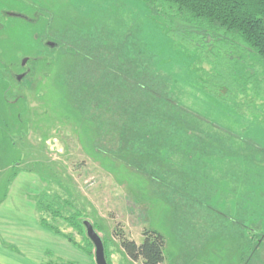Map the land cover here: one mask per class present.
Listing matches in <instances>:
<instances>
[{"label":"rangeland","instance_id":"rangeland-1","mask_svg":"<svg viewBox=\"0 0 264 264\" xmlns=\"http://www.w3.org/2000/svg\"><path fill=\"white\" fill-rule=\"evenodd\" d=\"M52 39L60 40V46H49ZM196 58L195 50L170 37L160 19L141 0H0V196L6 193L13 169L30 166L42 176L51 196L66 198L94 224L113 254V264H142L125 255L112 234L119 228L136 243L143 241L144 230L161 233L164 253L176 261L180 257L181 263L189 260V264H205V260L215 259V264H239L240 247L205 246L196 238H187L188 226L212 222L203 214L209 204L214 207L223 190L215 194V185L203 177L198 179L200 174L192 173L178 183L168 180L176 175V168L158 159V152L165 148L160 145L163 138L157 145L149 134L144 137L128 125L118 129L111 139L112 146L107 144L105 129L94 134L90 120L78 121L81 112L77 104L89 99L91 82L95 83L94 97L99 101L94 105L96 109L115 105L110 103L115 99L119 111L132 109L133 117L142 115L145 106L150 111L154 107L150 101L157 102L158 107L160 102L152 91L162 97L172 94L177 109L191 110L203 118L197 114L196 119L187 115L176 118L183 112L164 111L166 104H160L162 114L158 115L172 113L164 127L220 125L229 129L235 134H231L233 139L237 134L243 139L241 150L225 149L222 144L216 148L228 160L234 157L239 163L241 159L242 166L258 165L261 178L264 79L259 89L249 92L251 101L244 105L216 98L204 90L197 78ZM202 66L209 70L206 63ZM239 66L242 72L260 75L255 55L240 59ZM177 82L186 86L185 91H194H186L184 97ZM224 91L221 87L220 94ZM150 115L155 118L154 113ZM64 117L74 122L65 124ZM149 120L138 129H154L149 128ZM75 122L79 135L74 132ZM91 122L96 124L95 120ZM125 136H129V143L117 150V140ZM100 143L103 148L98 146ZM188 152H181L182 162L188 160ZM178 171L187 175L192 168L185 166ZM250 175L244 174L242 180L248 182ZM231 185L227 184V188ZM260 192L264 196V187ZM237 207L240 209V205ZM259 207L264 221L263 200ZM117 222L121 226H116ZM188 231L200 233L193 227ZM74 237L80 239L77 234ZM249 248V244L244 246L242 252ZM256 253L263 255L264 245ZM87 259L91 264L93 258Z\"/></svg>","mask_w":264,"mask_h":264},{"label":"crops","instance_id":"crops-1","mask_svg":"<svg viewBox=\"0 0 264 264\" xmlns=\"http://www.w3.org/2000/svg\"><path fill=\"white\" fill-rule=\"evenodd\" d=\"M51 42L52 44L48 43V45L52 47H59L61 44V41L58 39H52ZM177 84L178 87H182L180 93L184 97L185 93L188 94L194 91H190L189 89L188 91L186 90L187 93L184 89L186 86L183 83L177 82ZM94 85L95 83L91 82L90 87H93V90L90 92L89 99L84 103L77 104L79 112H81V115L78 117L80 123L83 120H90V128L94 134L100 129H105L108 138L107 144L112 146L115 134L120 131L118 129H125L128 125L131 127V131L141 132L144 137L149 134L150 138L153 137V141L157 145L160 138H163L164 140L161 141L160 145L165 148L161 149V153L158 152V159L163 158L165 159V164L169 163L170 167L176 168V175L167 177L168 180L178 183L180 180H187L192 173L200 174L197 176L198 179L203 177L215 185V194H218V189L223 190V198L217 196L216 200H218L214 207H211L209 204L210 208L203 214L204 218L213 219L212 222H207L205 226H188V230H191V227H193L200 231V233L193 235V233L187 230V238H196L198 242L201 241L205 246L240 247V256L242 255V257L238 261L239 264H264V254L260 255L256 253L264 245V221L260 218L259 213L260 200L264 202V196H260L262 193L260 191L264 187V176L261 178L258 176V165L253 163L252 166L247 163L245 166H242L240 165L242 163L241 159L239 160L240 164L238 161H234V157L232 160H228L226 154L220 153V150L216 148V146L222 144L225 149L228 147L230 149L238 147L241 150L243 147L241 141L243 139L238 134L239 138L236 136L233 139L231 134H235L220 125L205 127L203 125L199 128L164 127L168 117L172 113H165L162 116L158 115V113L162 114V106L160 104H166L164 111L176 109V112H179L178 110L183 112L182 116L175 115L176 118H185V115H187V117L190 116L196 119L194 114L197 113L187 109H177L173 105V103L175 104V97L172 94L169 97H162L158 96L157 92L152 91L160 104L157 107V104H155L157 102L150 101L154 104V107L150 111H147L145 106L142 115H135V117H133L132 109H126L127 112H120L119 108L115 106L118 102L114 98V103L112 99H110V103L115 105L108 106L106 109L99 106L96 109L94 105H98L99 101L94 97ZM149 87H153L154 90L158 89L152 85ZM24 101L26 102V100ZM158 109H161V111L158 112ZM151 113H154L155 118L150 115ZM130 114L132 117H130ZM156 114L158 119H156ZM197 116L203 118L200 114H197ZM28 119L32 121V118ZM64 119L62 121H65V124L72 122L67 117H64ZM142 119L143 121H141ZM161 119H163V122L160 121ZM91 120H95L96 124L91 122ZM148 120L151 124L149 128L154 129L145 130L147 127H144L143 130L138 129L140 124L145 126L143 123H148ZM75 124L74 132L76 135H79L77 131V127H79L78 123L75 122ZM132 125L135 127H132ZM126 131L128 132L127 129ZM157 133L159 136H156ZM27 134L29 133L27 132ZM99 135H101V132ZM129 136L117 140L118 142L115 144L117 150L125 148L130 141L128 139ZM237 141L239 142L237 143ZM98 146L103 148V144ZM43 147L45 149L44 145ZM48 149L50 150L51 147ZM112 149L114 147H111L110 150ZM183 150L185 152L189 151V158L182 162V157L180 156L183 155L181 153ZM228 164L231 165L228 167ZM82 165L85 166L86 163ZM185 166H190L192 171H188L187 175H181L178 169ZM237 168H240L239 172ZM247 173H251L250 179L248 182H244L242 177ZM7 182L6 193L0 196V264H44L48 257L47 251H51L53 254L49 259L55 260L57 257H61L65 261L90 264V260L87 259L89 257L83 250L40 223L36 203L44 191L49 192V188L42 176L35 169L22 165V167L17 168L15 175L10 180L8 179ZM229 183H232L231 188H227V184ZM227 194L230 200L227 199ZM228 202L230 203V208L226 207ZM237 205H240V209ZM250 230H252L251 233ZM206 233H208V237H205ZM209 240L212 241L210 242ZM248 244L250 248L242 252V248L248 246ZM181 246L186 245L182 243ZM163 254L164 259L161 264H189V260L181 263L180 257L177 261L171 259L170 256L164 253V250ZM213 261L216 262L215 259ZM214 262L205 260L204 263L215 264Z\"/></svg>","mask_w":264,"mask_h":264},{"label":"trees","instance_id":"trees-1","mask_svg":"<svg viewBox=\"0 0 264 264\" xmlns=\"http://www.w3.org/2000/svg\"><path fill=\"white\" fill-rule=\"evenodd\" d=\"M141 1L160 19L163 30L170 37L184 47L195 50L197 58L194 68L207 93L216 98L234 100L236 104L241 105L251 101L249 92L259 89L261 79H264V0ZM250 55L257 56L260 75L256 72H242L243 68L239 66L240 59L251 57ZM203 63L209 66V70L203 68ZM2 64L4 66V63ZM221 87L225 88L223 94H220ZM241 105L238 107L243 111ZM16 170L13 169L9 180ZM51 199L58 204L53 205ZM36 210L42 225L83 250L93 258L91 264H95L94 246L86 236L82 223V219L88 218L82 211L75 209L66 198L58 195L53 197L47 191L39 196ZM116 226L121 225L117 222ZM93 227L98 232L94 224ZM75 234L80 236V239L77 240ZM112 234L118 239L120 247L130 260H139L142 264L162 263L164 237L161 233L144 230L141 243L127 237L121 228ZM101 238L106 262L113 264V254L108 250L102 236ZM46 254L48 257L44 264H79L65 261L61 257L49 259L53 255L51 251Z\"/></svg>","mask_w":264,"mask_h":264},{"label":"water","instance_id":"water-1","mask_svg":"<svg viewBox=\"0 0 264 264\" xmlns=\"http://www.w3.org/2000/svg\"><path fill=\"white\" fill-rule=\"evenodd\" d=\"M15 15L24 17V15H21L19 13H16ZM49 44H52V42H49ZM20 77L21 75L17 76L18 80ZM82 223L85 226L86 236L91 240L94 246L95 264H107L104 255V245L101 236L95 231L93 224L89 219H82Z\"/></svg>","mask_w":264,"mask_h":264},{"label":"flooded vegetation","instance_id":"flooded-vegetation-1","mask_svg":"<svg viewBox=\"0 0 264 264\" xmlns=\"http://www.w3.org/2000/svg\"><path fill=\"white\" fill-rule=\"evenodd\" d=\"M25 17V16H24ZM16 78V77H15Z\"/></svg>","mask_w":264,"mask_h":264}]
</instances>
